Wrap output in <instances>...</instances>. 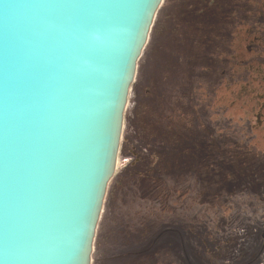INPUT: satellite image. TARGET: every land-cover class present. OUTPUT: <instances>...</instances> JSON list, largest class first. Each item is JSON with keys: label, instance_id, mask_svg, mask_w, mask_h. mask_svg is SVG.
I'll use <instances>...</instances> for the list:
<instances>
[{"label": "rangeland", "instance_id": "rangeland-1", "mask_svg": "<svg viewBox=\"0 0 264 264\" xmlns=\"http://www.w3.org/2000/svg\"><path fill=\"white\" fill-rule=\"evenodd\" d=\"M164 1L129 88L91 264H264V14L257 11L264 0H223L220 31L200 44L171 33L180 53L172 67L158 68L152 56L168 35L159 25L171 17L163 9L179 3ZM198 7L206 10L204 2ZM235 8L228 23L226 10ZM248 29L260 55L244 52L243 43L245 63L217 61L215 53L225 61L226 47L240 45ZM205 61L210 73L201 69Z\"/></svg>", "mask_w": 264, "mask_h": 264}, {"label": "water", "instance_id": "water-1", "mask_svg": "<svg viewBox=\"0 0 264 264\" xmlns=\"http://www.w3.org/2000/svg\"><path fill=\"white\" fill-rule=\"evenodd\" d=\"M162 0H0V264H90Z\"/></svg>", "mask_w": 264, "mask_h": 264}, {"label": "trees", "instance_id": "trees-1", "mask_svg": "<svg viewBox=\"0 0 264 264\" xmlns=\"http://www.w3.org/2000/svg\"><path fill=\"white\" fill-rule=\"evenodd\" d=\"M203 2L206 6V10H203L202 8L198 7V5L202 4ZM225 4H226V1H223V0L221 1V3L219 0H179L178 4L172 5V7H171L172 10H169V14L171 16L169 21L166 20L165 16H164L163 21L159 25V29H161L162 31H164L166 29L168 30V37H167L168 42L167 41H159L157 43L158 44L156 47L157 49H156V51H154L155 53L152 56L153 59L156 60V62L158 61V63L155 65V67H158L159 64H160V67H162L163 63L166 65H168V63H169L170 67H172L171 61H172L173 57L175 55H177L178 53H180L179 51H176L175 47L172 45V41L170 40L171 37H169L171 33H172L171 35H173L174 37H178L179 35L182 36V35H184V33H186L187 36H190L189 39L192 42H195V45H196V44H200V42H201L200 38L201 37L207 36L208 34L211 35V32H212V34H214L217 30H219L220 25H218V24H219V19H221V18H219V16H225V12L221 10V8L224 7ZM192 5L195 7L194 9H192L193 12H191V10L189 9L192 7ZM160 7L161 6H159V8ZM159 8L157 9L155 16H154V23L157 20V24H158V20L160 19V16H161V14H160V16L158 15ZM227 11H228V15L225 18V21H228V23H229L231 20L232 21L234 20L236 8L235 9H228V10H226V12ZM209 17H210L211 21L208 23V28H207V25L204 23V21H206V19ZM215 19H217L216 22H215ZM173 20L175 21V23H174L175 25L173 28H171L170 22H172ZM197 24H198V27L200 26V28L202 30L196 29ZM213 26H215V27L213 28ZM153 27H156V26H154L152 23L150 29L152 30ZM219 31H218V35H219ZM169 40L171 42H169ZM159 45H161L160 46L161 49H159L160 48ZM165 47L168 48V50L165 49V50H167V53H168V56L166 58L163 57V49ZM230 49H231V47H226L225 50L227 52ZM215 54H216L215 56H216L217 61H223L224 57L222 59L219 57L220 56L219 51L216 52ZM207 61L203 62V66H201V69H203L206 73H210V71L212 70L211 63L213 61L211 62V60H210V62H211L210 65L207 64ZM159 62H161V63H159ZM166 65L163 68H160V70L162 71L164 76H167V74H169V67ZM147 70H148L147 68L144 69V72ZM156 79H158V75L156 76ZM185 147L187 150H191L190 146H185ZM146 173H149V172H146ZM115 220L116 219L111 220V221L112 222L114 221V223H116ZM122 225H124V224H122ZM122 225L121 224L119 225L121 229L123 228ZM116 227L118 228V226H116ZM161 234H162V232L159 234V236H158L159 238H160ZM155 240H153L150 244H146L144 250H146V247H151L152 244H155Z\"/></svg>", "mask_w": 264, "mask_h": 264}, {"label": "flooded vegetation", "instance_id": "flooded-vegetation-1", "mask_svg": "<svg viewBox=\"0 0 264 264\" xmlns=\"http://www.w3.org/2000/svg\"><path fill=\"white\" fill-rule=\"evenodd\" d=\"M165 4V1L163 3V5ZM163 5H160L161 7L159 9H161L163 7ZM172 6H170V8H166V10L163 9V13L164 12H169V10H172L171 9ZM258 13L260 15H263L264 14V10L263 9H260L258 8L257 9ZM153 25H154V19H153ZM167 30V29H166ZM165 31V30H164ZM166 34H168V30L166 32ZM168 35H166V39ZM165 39V37H164ZM164 39H162V41H164ZM259 37L258 35H255L253 34L252 32L249 31V29L247 30V34L245 35L244 38H242L241 40V44L238 45V46H235L234 48L231 47V49L229 51H227L228 53V57H226L225 61H222L223 63L227 64L228 63H233V67L235 66H239L241 63H245L246 59L243 60V58H240V57H243V53L246 52V53H251L252 51L253 52H259L257 49H259V47L257 48V41H258ZM147 42V41H146ZM168 42V41H167ZM243 43H246V51H244L242 49V46H243ZM157 45V44H156ZM244 51V52H243ZM142 53V52H141ZM261 52H259L258 54L260 55ZM257 55V54H256ZM257 55V56H259ZM230 58V59H229ZM261 59V58H260ZM259 61V60H258ZM261 61V60H260ZM145 69V68H144ZM231 81H228V83H231L232 82V79H229ZM261 99H263L262 101H264V94L261 95ZM259 111V114H258V117L261 118L262 117V123H263V127H264V102H262L260 104V109H258ZM261 114V116H260Z\"/></svg>", "mask_w": 264, "mask_h": 264}, {"label": "crops", "instance_id": "crops-1", "mask_svg": "<svg viewBox=\"0 0 264 264\" xmlns=\"http://www.w3.org/2000/svg\"><path fill=\"white\" fill-rule=\"evenodd\" d=\"M164 0H162L161 1V3L159 4V6L162 4V2H163ZM159 6H158V8H159ZM157 8V9H158ZM157 11V10H156ZM155 16V15H154ZM136 73V72H135ZM134 78H135V76H134ZM135 81V79H133V82ZM132 84V83H131ZM113 174H114V172H113ZM112 174V176H111V178L114 176ZM109 179V181H108V183H107V187H106V191H105V195H104V199H103V203H102V207H101V211H100V214H99V219H98V221H97V225H98V222H99V220H100V218H102V219H104L105 218V215H106V204H105V206H104V202L106 201V199H107V196H108V189H109V186H110V181L112 180V179ZM106 198V199H105ZM121 224H123V222H121ZM97 225H96V228H97ZM95 232H96V230H95ZM95 236V235H94ZM93 240H94V238H93ZM148 244V243H147ZM146 245V244H145ZM92 252H93V243H92ZM92 252H91V258H92ZM125 257V256H124ZM118 258H122V255H120V254H118ZM91 262H92V259H91V261H90V264H91Z\"/></svg>", "mask_w": 264, "mask_h": 264}]
</instances>
